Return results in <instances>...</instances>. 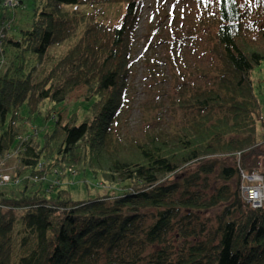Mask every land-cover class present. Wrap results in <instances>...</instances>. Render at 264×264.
Listing matches in <instances>:
<instances>
[{
  "label": "trees",
  "instance_id": "16d2710c",
  "mask_svg": "<svg viewBox=\"0 0 264 264\" xmlns=\"http://www.w3.org/2000/svg\"><path fill=\"white\" fill-rule=\"evenodd\" d=\"M36 1L31 26L18 40L8 38L11 26L2 22L0 56L11 44L43 59L50 46L86 27L43 80L9 70L0 77V165L17 157L13 178L25 185L18 193L0 188V264H264V206L253 208L241 191V173L260 172L264 164V137L257 136L264 118L252 81L264 62V1L216 0L215 14L204 21L216 27L213 51L225 66L218 85L190 96L192 124L132 148L109 136L126 103L131 46L146 0ZM5 3V9L21 5ZM85 3L126 4L122 25L64 11ZM82 86L89 116L80 124L59 120L42 137L28 129L20 115L25 104L37 115L45 102H65ZM77 165L125 193L73 201L66 189L27 192L31 178L37 183Z\"/></svg>",
  "mask_w": 264,
  "mask_h": 264
},
{
  "label": "rangeland",
  "instance_id": "374dc122",
  "mask_svg": "<svg viewBox=\"0 0 264 264\" xmlns=\"http://www.w3.org/2000/svg\"><path fill=\"white\" fill-rule=\"evenodd\" d=\"M17 8L5 9L0 0V28L2 22L10 24L8 38L18 40L22 30L30 28L36 0H18ZM255 0H250L249 4ZM264 1V0H263ZM216 0H146L141 19L134 33L131 46L132 67L128 79L123 111L114 121L109 136L119 140L122 146L132 148L154 134H172L192 124L196 112L189 109L187 101L200 89L218 85V76L225 69L223 61L214 53L216 27L204 21L207 13L215 14ZM78 10L85 16L96 14L97 19L111 26L120 27L126 13L124 3L65 5V12ZM13 21L12 23H10ZM213 26V27H212ZM86 23L81 24L67 40L50 46L43 59L32 53L5 47V56H0V77L8 70L12 76H31L36 83L45 77L54 65L80 40ZM255 92L261 104L264 118V62L252 72ZM87 88L76 89L65 102H45L40 113L30 115L25 104L20 115L28 129L39 130V136L51 132L59 120L66 123L73 119L80 124L89 116L85 103ZM262 122L257 125L258 138L264 137ZM0 165V175L12 178L11 184L2 185V191L23 189L24 182L13 178L17 157L12 156ZM263 172V173H262ZM264 177V164L260 172ZM25 174L23 178L28 177ZM27 192L53 188L70 192L73 201L94 200L98 197L111 200L123 195L121 185L105 182L88 165L72 166L68 170H56L44 180L31 178ZM35 181V182H34ZM55 195V194H54ZM22 225L16 223L15 230Z\"/></svg>",
  "mask_w": 264,
  "mask_h": 264
},
{
  "label": "built area",
  "instance_id": "2783aa9c",
  "mask_svg": "<svg viewBox=\"0 0 264 264\" xmlns=\"http://www.w3.org/2000/svg\"><path fill=\"white\" fill-rule=\"evenodd\" d=\"M15 0H6V5L13 6ZM242 178V196L244 200L253 208H261L264 206V177L259 174L241 173ZM12 178L0 175V188L4 184H11Z\"/></svg>",
  "mask_w": 264,
  "mask_h": 264
}]
</instances>
